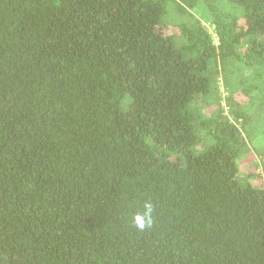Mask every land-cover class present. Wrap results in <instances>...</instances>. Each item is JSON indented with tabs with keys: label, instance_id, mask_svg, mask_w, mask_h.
I'll return each mask as SVG.
<instances>
[{
	"label": "trees",
	"instance_id": "obj_1",
	"mask_svg": "<svg viewBox=\"0 0 264 264\" xmlns=\"http://www.w3.org/2000/svg\"><path fill=\"white\" fill-rule=\"evenodd\" d=\"M227 69L264 0H0V264H264Z\"/></svg>",
	"mask_w": 264,
	"mask_h": 264
},
{
	"label": "rangeland",
	"instance_id": "obj_2",
	"mask_svg": "<svg viewBox=\"0 0 264 264\" xmlns=\"http://www.w3.org/2000/svg\"><path fill=\"white\" fill-rule=\"evenodd\" d=\"M171 18L172 16L170 13V21L172 20ZM203 22L208 27L216 42V36L210 25V20L203 19ZM167 32L169 34L174 33L175 29H169ZM230 72L231 71H224L225 81L229 85V90L230 88L232 91L235 90V86L238 82L245 90L248 84L257 86L255 92H250L248 94V99L250 101L241 106L244 112L247 113L246 122L243 125H240V122L237 123L238 127L241 126L240 130L247 144V149H245L237 160L238 181L243 185L251 184L264 188V76H261L260 71L254 69H245L244 74H239L235 71L231 74ZM220 88L222 95L225 96L226 92L222 85ZM238 92L240 95H244L240 93V91ZM242 96H240V99ZM225 108L227 111L226 106Z\"/></svg>",
	"mask_w": 264,
	"mask_h": 264
},
{
	"label": "clouds",
	"instance_id": "obj_3",
	"mask_svg": "<svg viewBox=\"0 0 264 264\" xmlns=\"http://www.w3.org/2000/svg\"><path fill=\"white\" fill-rule=\"evenodd\" d=\"M150 223V218L147 217V215L144 218L137 217L136 218V225L138 228L143 229L145 227V223Z\"/></svg>",
	"mask_w": 264,
	"mask_h": 264
}]
</instances>
